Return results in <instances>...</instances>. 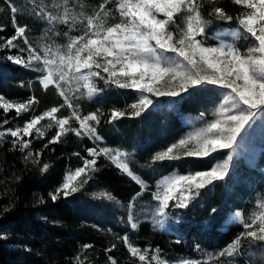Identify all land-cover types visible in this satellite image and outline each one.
<instances>
[{
    "label": "snow or ice",
    "instance_id": "obj_1",
    "mask_svg": "<svg viewBox=\"0 0 264 264\" xmlns=\"http://www.w3.org/2000/svg\"><path fill=\"white\" fill-rule=\"evenodd\" d=\"M27 2L31 5L30 14L46 26L45 43L34 47L26 36L27 26L14 22V34L0 37V49H17L19 54L8 55L7 59L36 72L42 88L53 89L61 99L58 105L30 115L22 126L4 128L10 124L9 119H4L0 124L3 129L0 139L12 137V150L25 153V160L34 154L33 142L44 139L46 131L53 127L56 131L47 139L44 149L59 143L69 132L87 137L94 144L85 149L82 165L67 172L61 184L48 193L53 202L72 196L88 184L92 174L99 171L98 159L104 157L140 186L127 206L131 230L139 226L133 211L135 202L148 189L147 181L130 167V153L100 146L103 143L98 132L103 115L100 109L81 115L80 105L74 103L81 96L92 98L102 91L97 87V79L105 85L137 93L135 102L127 106L130 113L113 109L107 123L126 114L140 117L153 107L152 97L177 98L209 87L218 93L219 103L212 112L214 118L154 154L152 162L176 161L182 157L208 158L223 150H229L228 154L208 170L171 173L158 180L156 190L151 193L156 202L155 215L166 216L170 206L188 207L202 189L227 177L239 139L257 120H264V0H232L244 9L235 17L218 6V0H98L94 10H86L82 0ZM205 3L210 6L209 17L225 22L235 19L237 24L236 28L217 32L211 37L212 44L208 43L210 37L206 32L211 21L206 20L201 11ZM10 10L14 19L19 9L10 4ZM18 39H23L24 47L16 43ZM59 40L66 43H57ZM240 40L246 42L243 51L237 45ZM38 103L34 95L25 102H10L0 95V110L5 116L14 111L16 117H20L33 111V105ZM65 108L70 110V115L58 117ZM204 116L201 112L200 119ZM45 120L48 123L41 125ZM72 121L76 122V127L70 126ZM177 149H183L182 155L174 154ZM41 154L35 153V163H39ZM49 167L48 163L43 164L41 172ZM100 196L115 200L107 191ZM257 207L259 211L250 214V222L245 221L241 211L235 212V222L243 230L228 245L214 255L208 254L207 260H184L182 264H215L216 261L236 264L242 239L264 242V202ZM120 239L139 264H172L160 256L158 248L149 257V249L134 246L127 233ZM115 247L113 244L105 252L110 253ZM258 258L264 260V250ZM107 259L109 264H117L112 256ZM75 264L85 262L77 255ZM244 264H252V261L245 260Z\"/></svg>",
    "mask_w": 264,
    "mask_h": 264
},
{
    "label": "trees",
    "instance_id": "obj_2",
    "mask_svg": "<svg viewBox=\"0 0 264 264\" xmlns=\"http://www.w3.org/2000/svg\"><path fill=\"white\" fill-rule=\"evenodd\" d=\"M218 6L233 17L244 10L242 6L235 5L232 0H218ZM209 7L205 3L201 10L202 14L208 15ZM214 20L222 21L215 18ZM13 23L11 14L2 17L0 15V28L3 29L0 31V37L6 38L14 34ZM14 51V49L9 51L7 48L0 49V93L11 98H24L34 93L40 101L35 111L24 113L20 117H16L14 111L5 116L0 110V123L4 119L10 120V124L5 126L14 123L23 124L30 115L38 114L47 107L58 104L61 99L45 95L38 81H36L37 87L34 91L26 87L11 85L13 83L9 76L27 71L26 68L7 59V56L12 55ZM111 92L120 95L114 89ZM129 94L130 92L126 93V95ZM204 94L205 91H198V99L184 101L183 105L186 110H202L211 115L213 109L204 104L201 96ZM127 118L126 114L110 124L122 129L124 135L135 139L136 154L139 156L144 157L146 153L154 151L156 143L162 140V138L155 139L159 131L157 127L148 123L144 124L143 115L132 117L129 125L125 123ZM168 118L169 125L164 135L166 137L172 134L178 135L185 127L171 112L168 113ZM53 134L49 132L45 134L44 139L35 140L31 146L34 154L27 160L24 159L25 153L12 150V137L5 136L0 139V264H75V257L81 246L90 242L92 247L87 251L88 257L84 261L85 264H100L104 261L109 264L107 259L109 255L117 261V264H131L133 257L130 256L120 238L110 244L104 241L102 249L96 247L95 243H101V235L97 234V231L92 229L88 223H82L83 217L98 219L97 213L90 210L87 212L86 207L83 206L84 200L91 199L79 196L80 193L73 194L66 199L61 197L56 202L50 199L48 193L61 184L63 177L71 167L81 164V157L86 154L85 149L93 146L87 137H77L69 132L61 137L59 143L51 144L44 149L43 145ZM115 136L119 138L120 135L116 133L110 139L115 140L112 139ZM36 152H42L39 163L34 162L37 159ZM182 152L183 149H177L174 154L182 155ZM227 154V150H223L208 158L182 157L180 166L183 169L190 167L193 170H206ZM166 162L167 160L160 163L167 164ZM45 163H48L50 167L42 173L41 168ZM240 165L244 166L243 163ZM97 167L99 171L93 173L90 179L92 186L108 189L124 203H128L140 191L138 184L121 174L107 159L99 158ZM153 174V170H148L143 176L154 183L156 175ZM222 189L223 185L219 183L214 191L209 190L204 205L199 207L192 201L188 207L183 209L170 206L169 210L172 215L181 213L188 218L186 221H181L178 229L173 232L155 231L151 228L149 221H142L137 232L139 242L158 246L169 256L175 257L180 255L194 257L203 249L224 248L243 229L239 224L228 225L225 230L220 228L225 216L222 213L224 205L217 206L211 198L223 196L221 195ZM99 200V198L94 199V201ZM215 207L216 212L213 213L212 209ZM204 221L207 222L206 226L202 225ZM123 230H129V228L123 227ZM113 244L116 247L110 253H106L105 249ZM259 244H262L264 250V242L250 241L245 238L241 241L240 249L247 254L250 248ZM257 264H264V260Z\"/></svg>",
    "mask_w": 264,
    "mask_h": 264
},
{
    "label": "rangeland",
    "instance_id": "obj_3",
    "mask_svg": "<svg viewBox=\"0 0 264 264\" xmlns=\"http://www.w3.org/2000/svg\"><path fill=\"white\" fill-rule=\"evenodd\" d=\"M41 2H47V0H37V3ZM82 2L85 4L86 10H94L96 4L98 3V0H82ZM10 4L19 9V11L15 14L14 19L13 14L10 10ZM30 9L31 5L27 2V0H0L1 17L11 14V17L15 24L19 26H27L26 36L28 40L33 44V46H42L45 43L44 32L46 30V26L39 18H37L35 15L30 14ZM203 16L206 20L211 21L206 28V32L210 37V39L208 40L209 44L213 43L211 37H213L217 32H220L222 30L227 31L230 28L237 27L235 20L231 22H224L216 21L214 20V17H209L208 15L203 14ZM16 43L20 47H24L23 39H18ZM57 43H66V41L59 40L57 41ZM237 45L243 51L246 47V42L244 40H240L237 41ZM14 50L15 51L12 55L19 54L17 49ZM9 79L13 83L11 85L14 87L22 86L31 89V91H34L37 87V73L30 69H27V71L22 72L21 74H13L9 76ZM95 82L97 84V87L99 89H102V91L94 95L92 98H88L87 96H81L78 100L74 101V103H78L80 105L81 115L88 114L89 112L95 111L96 109H100V111L103 113V115L101 116V123L98 126V132L103 137V143H101L100 146L120 148L130 153V167L138 176L142 177L145 181H147L148 189L135 202V208L133 211V215L135 216L138 225H140L142 221H149L151 228L155 231L173 232L177 230L180 226V222L186 221L188 218L185 215H182L181 213L172 215L169 209L167 210L166 216L161 217L159 215H155L154 207L156 205V202L152 200L151 193L156 190V182L171 173L178 172L179 174H187L190 171L195 172L201 170H193L190 167L183 169L180 166L181 160L167 161V164H161L160 162L153 163L152 157L157 152L166 149V147L170 146L172 143L178 142L180 138L186 136L190 132L194 131L196 128L201 127L206 121L214 118L212 114L208 115L205 111L202 110H186L183 105L184 101L189 102L198 99L199 95H197V93L201 90H198L192 94H183L182 97L177 98L167 96L152 97V99L154 100V105L150 110L142 114L143 122L144 124L148 123L149 125H155L159 130L155 139L162 138V140L156 143V148L154 149V151H152L151 153H146L144 157H141L136 154L137 147L135 144V139L133 140V137H128L124 135L122 129L115 128L113 124L111 125L110 123H107L110 111L113 109L123 110L126 111V113H130L131 110L127 106L135 102L137 93L131 89H119L115 86L105 85L104 81L99 79H97ZM113 89L117 91V93H119L120 95L113 94L114 92H111V90ZM42 90L45 91V95L58 97L55 94L54 90L51 88L48 90H44L42 88ZM203 91H205V94L201 96L204 104L210 106L214 110L215 106L219 103L217 91L211 87ZM127 92H130V94L126 95ZM0 95L8 99L10 102H25L28 97L32 95H34L37 100L40 101V98L34 93L31 95H27L24 98H11L3 93H0ZM119 96L121 98H119ZM58 104L51 106H56ZM38 106L39 104L33 105V111H35ZM169 112L176 116L180 120L181 125H183L185 128L178 135L172 134L166 137L164 135V132L167 126L169 125ZM201 112L205 113L203 120L200 119ZM40 113H42V111ZM57 115L58 117L70 115V110L66 108L62 109L61 112ZM127 117L128 118L125 123L129 125L132 116L127 115ZM47 123L48 121L45 120L41 122V125H45ZM16 126H22V124L14 123L10 126H4V128H14ZM70 126L76 127L77 124L75 121H72ZM55 131L56 129L55 127H53L52 129L46 131V133H55ZM116 133L120 135L119 138L118 136H115L114 138H112L115 140H111L110 137H113V135H116ZM107 134L110 136H108ZM91 142L93 143V141ZM228 151L229 150H227V152ZM84 156H86V154ZM225 157L217 161L222 162ZM217 161L214 162L213 165L217 163ZM240 163H243L244 166L240 165ZM150 164L151 167H149ZM81 165L82 162L76 167ZM76 167H71L67 172L74 171ZM148 170H153V175H156L154 183L146 180L143 176V174L146 173ZM219 183L223 185V189L221 191V195L223 196H217L216 198L212 197L211 199L213 202L217 203V206L221 204L224 205L222 213L225 216L222 223L220 224V228L222 230H225L227 229L228 225L237 224L234 218L236 211H241L243 213L245 221L250 222V214L254 210L259 211V208L257 207L258 203L264 202V120H257V122L253 124L251 128L248 129L247 133L239 139L237 148L233 153V160L231 162L229 174L227 175V177L222 181H216L214 182V184L209 185L205 189H202L200 191V195L196 199L192 200L193 204L198 207L204 205L206 195L208 194L209 190L214 191V189L218 186ZM104 191L110 192L104 187L92 186L89 180L88 184H86L80 191L75 193H80L81 195L79 196H84L91 199L84 200L83 206L86 207L85 209H87V212L94 211V213L98 214V219H94L92 217H83L82 223H88L92 227V229H95L97 231V234L101 235V243L97 244L94 242L97 245L96 247H98L99 249H102V243L104 241L110 244L111 242L122 237L125 233L128 234L129 239L134 244V246L140 247L142 250L145 248L149 249V257L154 252V250L158 248L160 250V256L168 261H171L172 264H182L184 260L204 261L207 260L208 254L214 255L220 249H222H203L202 252H200L194 257H190L187 255H180L175 257L169 256L168 253L161 250L158 246L142 244L139 242V236L137 234L138 228L133 231L131 230L130 225L128 223L127 206L129 202L124 203L121 199L116 197L111 192L110 193L112 196L115 197V200H108L106 198H102L100 196V193ZM97 198H99L100 200L94 201V199ZM116 201H119V203H116ZM216 207L214 209H216ZM202 225L206 226L207 222H202ZM123 227H128L129 230H123ZM84 245H91V242ZM84 245H82L79 249L78 255L81 257L82 260L85 261V259L88 257L87 251L89 248L85 249L83 247ZM262 250V244L250 248L247 254H245L243 250L239 249L241 257H236V264H244L245 260H251L252 264H257L261 261L258 257ZM253 253H255L256 256H253ZM131 261V264H139L138 260H136L135 258H132ZM100 264L107 263L104 261ZM215 264H220V262L216 261Z\"/></svg>",
    "mask_w": 264,
    "mask_h": 264
}]
</instances>
